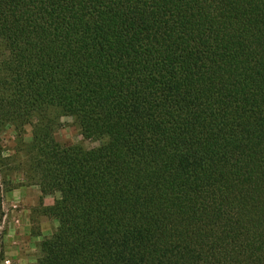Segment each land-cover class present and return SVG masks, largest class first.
<instances>
[{
  "label": "trees",
  "instance_id": "1",
  "mask_svg": "<svg viewBox=\"0 0 264 264\" xmlns=\"http://www.w3.org/2000/svg\"><path fill=\"white\" fill-rule=\"evenodd\" d=\"M7 127L37 264H264V0H0Z\"/></svg>",
  "mask_w": 264,
  "mask_h": 264
},
{
  "label": "rangeland",
  "instance_id": "2",
  "mask_svg": "<svg viewBox=\"0 0 264 264\" xmlns=\"http://www.w3.org/2000/svg\"><path fill=\"white\" fill-rule=\"evenodd\" d=\"M25 143L32 141V128L26 127V131L22 136ZM55 139L63 146L83 145L90 149L99 145V143H93L87 141L81 135V129L77 121L72 117H64L61 119V126L55 133ZM1 148L3 150L0 157V247L3 241H6L10 234H15L16 231H22V222L14 220L12 211L15 209L21 211L22 207L12 206V197L18 198L13 195L15 189L25 186H37L33 184L26 177L25 156L19 151V138L14 127H7L0 140ZM60 197L59 193L48 195L53 198ZM47 197V196H44ZM42 197V199L44 198ZM43 202V201H42ZM42 204V203H41ZM43 206L44 205L43 202ZM39 207L32 208L30 212V227L27 228V235H24L23 251L29 252V259L32 260V264H37V258L39 256V245L45 239L51 236L58 227V222L52 218H45V221H40V209ZM18 211V212H19ZM18 218V217H17ZM16 219V218H15ZM27 244V245H26ZM27 247V249H26ZM1 254V249H0ZM2 255V254H1ZM7 256H3L2 260H6ZM9 260L2 264H14L13 259L8 257ZM20 260V259H19ZM8 262V263H6ZM1 264V263H0Z\"/></svg>",
  "mask_w": 264,
  "mask_h": 264
},
{
  "label": "crops",
  "instance_id": "3",
  "mask_svg": "<svg viewBox=\"0 0 264 264\" xmlns=\"http://www.w3.org/2000/svg\"><path fill=\"white\" fill-rule=\"evenodd\" d=\"M13 195L17 196L18 198L12 197V206L14 208L17 206L22 207L21 211H19L20 209H15L12 211L13 216L16 218H14V220L22 222L20 229L22 231H16L15 234H10L6 241L1 242L3 244L0 247L2 254H0V263H5V261L9 260L8 257H11V259L14 261V264H32V260L29 259V252H24L22 247L25 245L23 244L24 235H27V228L30 227V223L32 222L30 220V212L32 208L39 207L42 201L44 202L45 206H51L59 197L58 195L53 198L47 196L42 199V193L38 186L20 187L19 189H15L13 191ZM45 218L46 216L41 215L40 221L44 222ZM3 256H7V259L2 260Z\"/></svg>",
  "mask_w": 264,
  "mask_h": 264
},
{
  "label": "built area",
  "instance_id": "4",
  "mask_svg": "<svg viewBox=\"0 0 264 264\" xmlns=\"http://www.w3.org/2000/svg\"><path fill=\"white\" fill-rule=\"evenodd\" d=\"M6 263H8V262H6Z\"/></svg>",
  "mask_w": 264,
  "mask_h": 264
}]
</instances>
